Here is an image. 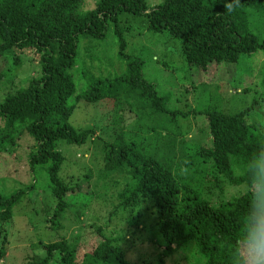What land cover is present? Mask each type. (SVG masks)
Wrapping results in <instances>:
<instances>
[{"label":"trees","instance_id":"1","mask_svg":"<svg viewBox=\"0 0 264 264\" xmlns=\"http://www.w3.org/2000/svg\"><path fill=\"white\" fill-rule=\"evenodd\" d=\"M84 3L0 0V59L29 51L40 67L37 77L0 102V153L14 147L23 134L32 137L29 165L32 171L36 167L47 171L56 202L49 220L54 232L64 229L69 197L80 187L60 176L65 158L57 143L80 146L96 134L93 129H75L69 124L75 110L69 100L76 92L70 73L77 67L82 37L103 40L112 24L126 73L97 81L77 100L96 104L115 99L118 85L125 82L132 93L149 103L153 113H165L166 102L156 86L144 78L143 61L126 53L121 15L146 17L150 31L167 32L180 41L184 60L204 72L213 64L235 63L241 55L264 50V38L248 29V10L262 12L264 0H164L154 8L146 0H97L88 11L83 10ZM249 113L247 109L228 114L218 108L203 112L211 146L200 147L193 155L186 148L183 155L190 161L185 167L193 169L199 179H186L183 171L176 169V162L164 163L137 144L126 142L122 135L114 144L104 146L102 173L128 176L126 187L117 195V208L132 213L145 205L156 219L163 247L156 264H168V259L191 246L196 251L192 264H249L245 243L249 218L255 220L264 201V166L257 163L264 160V132L257 133L248 123ZM179 137L180 130L175 134L165 131L159 137L169 142L168 153L175 160ZM205 165L211 166L210 172L202 168ZM210 173L224 176L232 185L245 186L247 191L216 204L205 198L200 188L201 180ZM26 194L17 191L5 196L0 192V264L8 255L9 234L4 225ZM141 216L132 214L135 219ZM98 234L88 246L77 238L42 242L43 258L26 264H129L119 241L100 229Z\"/></svg>","mask_w":264,"mask_h":264},{"label":"rangeland","instance_id":"2","mask_svg":"<svg viewBox=\"0 0 264 264\" xmlns=\"http://www.w3.org/2000/svg\"><path fill=\"white\" fill-rule=\"evenodd\" d=\"M97 0H85L83 10H91ZM154 8L164 0H146ZM250 33L264 38V10H248ZM120 28L128 43L126 53L143 61V76L154 84L165 99L166 112L153 113L148 102L132 93L127 83L117 87V97L100 103L78 101L97 81L125 75L126 65L118 56V39L111 24L103 40L87 37L80 39L77 67L71 71L76 92L69 100L75 110L69 124L75 129H93L95 136L83 145L57 143L65 161L60 176L80 187L69 197V209L63 222L64 229L54 232L50 219L55 201L49 189L47 171L29 165L33 149L32 137L25 133L14 147L0 153V192L10 196L17 191L27 194L14 206L13 217L4 225L9 234L8 255L3 264H26L41 260V244L54 242L60 237L79 239L88 246L101 233L119 241L129 264H156L163 252L162 240L156 228V219L141 205L132 213L117 208V195L126 187V174L102 173L104 146L114 144L123 136L145 152L171 164L186 179L200 178L185 163L184 153L193 155L200 147H210L208 123L203 112L221 109L236 114L248 109L247 119L257 133L264 132V50L241 55L238 62L213 64L206 71L189 65L181 54V42L169 33H154L147 27L144 16L123 14ZM18 57L0 59V102L10 93L25 87L40 74L33 53L16 52ZM176 160L168 153V143L160 134L177 133ZM194 161H197L196 159ZM210 172L211 166L202 167ZM204 171V170H202ZM237 174H239L237 172ZM205 175V174H202ZM67 178V179H66ZM200 186L203 196L214 203L229 201L245 191V186L232 185L222 175L210 173ZM33 189L29 191V187ZM142 216L135 219L132 214ZM1 228V223H0ZM196 256L191 246L168 259V264H192Z\"/></svg>","mask_w":264,"mask_h":264},{"label":"clouds","instance_id":"3","mask_svg":"<svg viewBox=\"0 0 264 264\" xmlns=\"http://www.w3.org/2000/svg\"><path fill=\"white\" fill-rule=\"evenodd\" d=\"M264 166V160L258 161ZM247 229L245 243L248 247L249 264H264V201L258 206V212Z\"/></svg>","mask_w":264,"mask_h":264}]
</instances>
